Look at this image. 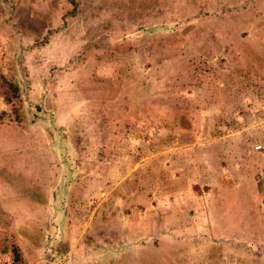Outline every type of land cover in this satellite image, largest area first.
I'll return each mask as SVG.
<instances>
[{
  "label": "rangeland",
  "instance_id": "374dc122",
  "mask_svg": "<svg viewBox=\"0 0 264 264\" xmlns=\"http://www.w3.org/2000/svg\"><path fill=\"white\" fill-rule=\"evenodd\" d=\"M0 2L7 264H264V0Z\"/></svg>",
  "mask_w": 264,
  "mask_h": 264
},
{
  "label": "trees",
  "instance_id": "16d2710c",
  "mask_svg": "<svg viewBox=\"0 0 264 264\" xmlns=\"http://www.w3.org/2000/svg\"><path fill=\"white\" fill-rule=\"evenodd\" d=\"M2 13L4 14L3 12V3L0 2V17L2 15ZM164 122V126H167V127H171L173 130H176L177 128H179V124L177 123V121H173V120H170L169 123H167L166 121H163ZM199 133L198 131H196L195 134ZM0 215H3V219L4 221H0V229H3V230H8L10 228V219L9 217L6 215V213H2L0 211Z\"/></svg>",
  "mask_w": 264,
  "mask_h": 264
},
{
  "label": "crops",
  "instance_id": "0c3cea01",
  "mask_svg": "<svg viewBox=\"0 0 264 264\" xmlns=\"http://www.w3.org/2000/svg\"><path fill=\"white\" fill-rule=\"evenodd\" d=\"M7 234V231H2L0 230V264H7V257H8V254L6 253L7 252V240H6V235ZM5 253V254H4ZM2 260H5L2 262Z\"/></svg>",
  "mask_w": 264,
  "mask_h": 264
},
{
  "label": "built area",
  "instance_id": "2783aa9c",
  "mask_svg": "<svg viewBox=\"0 0 264 264\" xmlns=\"http://www.w3.org/2000/svg\"><path fill=\"white\" fill-rule=\"evenodd\" d=\"M255 149L256 150H260L261 149V146L257 145V146H255Z\"/></svg>",
  "mask_w": 264,
  "mask_h": 264
}]
</instances>
